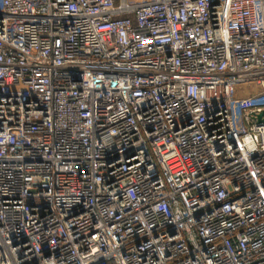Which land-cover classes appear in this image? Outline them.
I'll return each instance as SVG.
<instances>
[{
    "label": "built area",
    "instance_id": "2783aa9c",
    "mask_svg": "<svg viewBox=\"0 0 264 264\" xmlns=\"http://www.w3.org/2000/svg\"><path fill=\"white\" fill-rule=\"evenodd\" d=\"M262 113L264 0H0V264H264Z\"/></svg>",
    "mask_w": 264,
    "mask_h": 264
},
{
    "label": "rangeland",
    "instance_id": "374dc122",
    "mask_svg": "<svg viewBox=\"0 0 264 264\" xmlns=\"http://www.w3.org/2000/svg\"><path fill=\"white\" fill-rule=\"evenodd\" d=\"M254 93V89L253 88H249V90H245V91H243L242 93H239V95H241V97H247V96H251L252 94Z\"/></svg>",
    "mask_w": 264,
    "mask_h": 264
},
{
    "label": "water",
    "instance_id": "95a60500",
    "mask_svg": "<svg viewBox=\"0 0 264 264\" xmlns=\"http://www.w3.org/2000/svg\"><path fill=\"white\" fill-rule=\"evenodd\" d=\"M262 114H264V113H262ZM259 118H261V115L259 116Z\"/></svg>",
    "mask_w": 264,
    "mask_h": 264
}]
</instances>
